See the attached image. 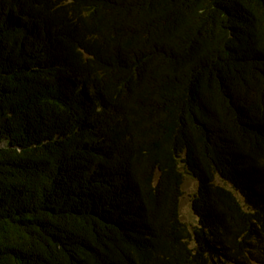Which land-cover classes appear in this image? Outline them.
Listing matches in <instances>:
<instances>
[{"label":"trees","instance_id":"1","mask_svg":"<svg viewBox=\"0 0 264 264\" xmlns=\"http://www.w3.org/2000/svg\"><path fill=\"white\" fill-rule=\"evenodd\" d=\"M0 264H264V0H0Z\"/></svg>","mask_w":264,"mask_h":264},{"label":"rangeland","instance_id":"2","mask_svg":"<svg viewBox=\"0 0 264 264\" xmlns=\"http://www.w3.org/2000/svg\"><path fill=\"white\" fill-rule=\"evenodd\" d=\"M197 188V181L186 175L183 184V196L180 202V212L182 221L186 223L190 228L198 225V219L192 209V199L197 192Z\"/></svg>","mask_w":264,"mask_h":264}]
</instances>
